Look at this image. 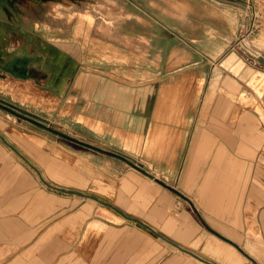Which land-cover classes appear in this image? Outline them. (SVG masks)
I'll list each match as a JSON object with an SVG mask.
<instances>
[{
	"label": "crops",
	"instance_id": "0c3cea01",
	"mask_svg": "<svg viewBox=\"0 0 264 264\" xmlns=\"http://www.w3.org/2000/svg\"><path fill=\"white\" fill-rule=\"evenodd\" d=\"M133 1V19L139 30L120 36L135 42V48L129 52L135 51L132 53L137 58V71L149 78L135 83L111 80L99 88L90 87L92 94L86 91L85 98L90 99L89 103L75 109V115L83 119V124L101 126L103 131L99 130L96 136L94 133L92 142L101 149H105L101 147L103 143L96 139L138 136L152 143L158 136L171 135L162 145L168 141L172 150L187 151L184 158L181 153L176 171L179 173L172 182L191 197L210 229L233 243L263 241L264 159L256 153L263 140L255 134L263 127H257L253 111L228 108L224 95H211L205 86L218 83L219 77H210L207 70H215V62L239 39L240 31L250 27L254 20L250 10L264 0H145L144 4L141 0ZM10 23L0 22V34L15 31V25ZM16 28L25 30L20 25ZM232 115L236 116L229 122ZM241 131L254 135L249 139L253 143L245 140L249 148L234 137V132ZM32 138L36 144L49 141L36 135ZM75 139L85 141L86 137ZM36 144L29 146V157L42 169L31 173L39 190L43 189L38 180L47 181L49 174H63L66 178L69 173L78 182L74 188L55 185L56 189H65V203L75 206L50 220L51 228L61 225L65 230L67 248L75 259L49 264H156L154 255L124 256L123 251L149 249L146 235L152 236V232L142 219L149 224L167 221L165 217L174 211L168 188L161 181L119 167L118 158L101 149H71L63 141H49L50 147L42 148ZM239 148L241 152L234 150ZM178 214L177 220L167 223L182 229L188 221L198 232L201 230L188 211L183 209ZM128 217L141 220L133 219L135 223L131 225ZM17 222L25 224L19 219ZM196 234L180 239L177 246L195 242ZM240 262L248 264L244 258Z\"/></svg>",
	"mask_w": 264,
	"mask_h": 264
},
{
	"label": "rangeland",
	"instance_id": "374dc122",
	"mask_svg": "<svg viewBox=\"0 0 264 264\" xmlns=\"http://www.w3.org/2000/svg\"><path fill=\"white\" fill-rule=\"evenodd\" d=\"M134 2L0 0V22L15 25V31L0 34V264H49L75 259L67 248L65 230L61 225L51 228L50 220L75 206L65 203V189H56L55 185L74 188L78 182L69 173L66 178L63 174H49L47 181L38 180L43 189L39 190L31 176L36 170H42L29 157L30 147L36 144L32 137L48 138L53 143L63 141L71 149L82 146L93 151L101 149L92 143L96 133L103 131L101 126L83 124L80 122L83 119L74 111L89 103L90 99L85 98L87 93L92 94L90 87L99 88L111 80L135 83L149 78L137 71V58L132 53L135 51L129 52L135 48V42L120 36L139 30L133 19ZM146 12L150 14L149 9ZM249 13L254 17L250 27L240 31L239 39L215 62V70H207L210 77L219 79L218 83L206 85L205 90L211 95H224L228 108L243 107L256 114L257 127H263L255 131L263 140L256 153L264 159V2H257ZM19 25L25 30L18 31ZM231 55L234 58L227 66L224 61ZM235 116L229 117V122ZM233 134L247 148L245 140L253 143L249 141L254 138L252 132ZM72 136L86 139L77 140ZM171 137L158 136L152 143L138 136L96 139L106 149H101L102 152L118 158L119 167L161 181L168 188L174 211L165 217L167 221L177 220L178 211L185 209L201 226L198 232L188 221L182 229H177L167 221L149 224L142 219L152 232V236L146 235L149 249H124L123 255H154L156 264H242L241 258L248 264H264V239L257 243H233L225 235H219L210 229L191 197L172 182L179 173L176 171L181 153L184 158L187 151L172 150L173 145L168 141L162 145L165 138ZM49 141L36 146L50 147ZM41 176L47 179L46 174ZM88 192L94 194L91 190ZM129 218L126 220L131 225L135 223L133 219L141 220ZM152 218L157 221L155 216ZM17 219L24 221V226ZM196 232L195 242L177 246L180 239L195 237ZM210 233L217 236L213 238ZM190 251L207 262L194 258Z\"/></svg>",
	"mask_w": 264,
	"mask_h": 264
},
{
	"label": "bare ground",
	"instance_id": "6f19581e",
	"mask_svg": "<svg viewBox=\"0 0 264 264\" xmlns=\"http://www.w3.org/2000/svg\"><path fill=\"white\" fill-rule=\"evenodd\" d=\"M35 3V2H34ZM53 10V9H52ZM233 58H234V56L233 55H231V56H229L225 61H224V64L225 65H229L230 64V62H232V60H233ZM234 66V65H233ZM232 66V67H233ZM237 66V65H236ZM237 69V68H236ZM261 77V76H260ZM257 78V77H256ZM256 78L255 79H252V81L254 82L255 80H256ZM257 80H259L260 81V79L258 78ZM7 144H9V143H7Z\"/></svg>",
	"mask_w": 264,
	"mask_h": 264
},
{
	"label": "flooded vegetation",
	"instance_id": "af4514ba",
	"mask_svg": "<svg viewBox=\"0 0 264 264\" xmlns=\"http://www.w3.org/2000/svg\"><path fill=\"white\" fill-rule=\"evenodd\" d=\"M20 71H22V70L20 69Z\"/></svg>",
	"mask_w": 264,
	"mask_h": 264
}]
</instances>
